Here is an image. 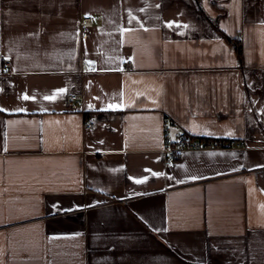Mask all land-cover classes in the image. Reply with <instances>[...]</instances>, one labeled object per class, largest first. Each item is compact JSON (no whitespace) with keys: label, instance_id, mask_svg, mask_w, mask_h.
<instances>
[{"label":"crops","instance_id":"crops-1","mask_svg":"<svg viewBox=\"0 0 264 264\" xmlns=\"http://www.w3.org/2000/svg\"><path fill=\"white\" fill-rule=\"evenodd\" d=\"M0 264H264V0H0Z\"/></svg>","mask_w":264,"mask_h":264},{"label":"built area","instance_id":"built-area-1","mask_svg":"<svg viewBox=\"0 0 264 264\" xmlns=\"http://www.w3.org/2000/svg\"><path fill=\"white\" fill-rule=\"evenodd\" d=\"M79 32L81 38L88 36L90 28L92 27V18L84 16L80 19ZM127 68L130 69L129 63L126 64ZM82 71L93 72L97 69L95 60H82L81 61ZM71 100L77 101L79 98L77 96H70ZM85 129H92L93 123L91 119L87 118L84 121ZM166 146L163 152L166 154L165 165L168 166L172 161H174L179 155L185 150L197 151V150H211V149H244L247 147L246 139H225L219 141H207L203 138L194 137L189 134H184L178 139H173L168 134L166 136Z\"/></svg>","mask_w":264,"mask_h":264},{"label":"trees","instance_id":"trees-1","mask_svg":"<svg viewBox=\"0 0 264 264\" xmlns=\"http://www.w3.org/2000/svg\"><path fill=\"white\" fill-rule=\"evenodd\" d=\"M234 49H236L237 50V52L239 53V54H241V48H240V43L239 42H235L234 43Z\"/></svg>","mask_w":264,"mask_h":264},{"label":"snow or ice","instance_id":"snow-or-ice-1","mask_svg":"<svg viewBox=\"0 0 264 264\" xmlns=\"http://www.w3.org/2000/svg\"><path fill=\"white\" fill-rule=\"evenodd\" d=\"M140 181H137V183H139Z\"/></svg>","mask_w":264,"mask_h":264}]
</instances>
